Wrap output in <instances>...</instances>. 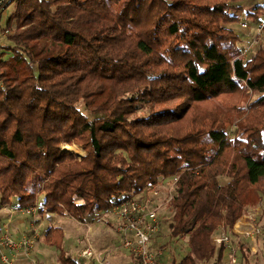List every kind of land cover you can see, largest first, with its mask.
<instances>
[{
  "label": "trees",
  "instance_id": "16d2710c",
  "mask_svg": "<svg viewBox=\"0 0 264 264\" xmlns=\"http://www.w3.org/2000/svg\"><path fill=\"white\" fill-rule=\"evenodd\" d=\"M13 1L5 29L17 69L0 74V207L36 205L28 183L40 173L44 214L96 222L178 177L155 248L187 239L179 264L221 260L214 238L264 208V40L243 57L230 26L242 0ZM247 14L258 19L264 4ZM250 96L249 113L227 131ZM176 100L175 110H156ZM73 145L86 155L64 148ZM64 237L51 226L44 241L62 249ZM250 246L240 247L243 264L264 242Z\"/></svg>",
  "mask_w": 264,
  "mask_h": 264
},
{
  "label": "built area",
  "instance_id": "2783aa9c",
  "mask_svg": "<svg viewBox=\"0 0 264 264\" xmlns=\"http://www.w3.org/2000/svg\"><path fill=\"white\" fill-rule=\"evenodd\" d=\"M11 1L13 0H0V20L4 4ZM241 25L244 29H248L246 28L248 27L247 23L244 22ZM255 27V34L252 35L251 42L242 52L244 58H247L252 46L259 44L264 32V21L258 22ZM177 180L178 177H175L169 183L167 182V185L151 187L143 196L126 198L106 211L107 215L114 216L117 219L116 227L121 239V242L109 251L107 250V253L115 252V250L124 247L133 253L137 264H159L166 248H155L153 241L154 237L161 231L163 212L173 200ZM37 207L40 212L41 207L38 205L19 209L30 211L29 209H37ZM11 209L13 212L18 210L16 208ZM32 216L35 217L36 215ZM245 216L246 218H244ZM241 219L237 220L238 222L232 228L224 229L214 238L217 245H222L225 248L227 255L221 260L214 257L204 262V264H243L238 253L245 240L251 243V251L253 250L254 253L259 251L260 241L263 240L264 242V221L262 222L259 218V212L249 210ZM243 221H247V226L240 225ZM8 229V226H0V260L6 264H12L10 251L20 259L23 255H29L34 243L27 239L28 236L25 235L21 238H15ZM85 240L86 246L81 250L80 257L94 259L99 264H112L108 258L104 257L102 252L94 248L88 235Z\"/></svg>",
  "mask_w": 264,
  "mask_h": 264
},
{
  "label": "rangeland",
  "instance_id": "374dc122",
  "mask_svg": "<svg viewBox=\"0 0 264 264\" xmlns=\"http://www.w3.org/2000/svg\"><path fill=\"white\" fill-rule=\"evenodd\" d=\"M239 4L244 6L243 11L239 12L240 13L239 20L231 23L230 26L236 32H238L240 34L241 40H242L240 42V46L242 47V49L244 51V48H246L249 45V43L251 42L252 35L255 34L256 23L260 21V20L259 21L257 20L256 22H254V18L249 16L247 13H248V11H250V10L252 11L253 9H255V7H257L258 5H263L264 0H242V1L238 2V5ZM15 7H16L15 1H11L3 10H1L0 59L6 60V64H8V65L6 67H3V66L0 67V74L3 71V69H5L7 71L12 69L13 73L17 69V67H13L14 66L13 62H12L14 59L13 58V52L8 50V48H7L9 45H11V42L9 41V39L7 37V31L5 29V28H7V22L11 16V14L13 13ZM260 15H261L260 16V18H261L260 22H263L264 21V14H260ZM244 22L248 24V27H246L248 29H244L245 32L243 31V27L241 25ZM248 30H250V31H248ZM261 40L262 41L264 40V32L261 36L259 43H261ZM258 45L259 44L257 43L255 46H252V48H251L252 50H251V52H249V54L253 53L254 49L256 50ZM247 56H249V55H247ZM17 72H19V71L17 70ZM7 79L13 80L12 78H9V77H7ZM250 99H251V96H250V98H246V99L240 100L238 102V105L240 107H242V111L239 114L236 112L234 114V117H232V120L227 121V123L225 124L226 130L228 129V130H230L229 132H231L232 130L236 129L238 126V123H240L244 119V117L249 113L248 106H249V102H250L249 100ZM177 102L178 101L176 100V101H172L170 103H167L165 105H159L156 107V110L163 109V108L175 110ZM226 102L227 101H225V100H217L216 104L223 105V103H226ZM230 106L231 105H228V106L225 105V107H230ZM149 111L151 112L150 107H149ZM140 113L147 114L148 109H142ZM65 149H68V148H65ZM70 150L73 151L78 157H81V156L84 157V155H86V151H84L83 148L78 147L76 145H73V147L70 148ZM81 150H83V152H84L83 154L82 153L80 154V152H82ZM43 181H44V175L37 173L36 175H34V177L28 183L29 189H31V190L33 189L37 192L39 191L38 201L36 204L39 207H41L40 205L44 200V193L41 192L42 186H43ZM133 197H131V198H133ZM10 206L11 205L4 206L6 208H4L0 211V218H1V216L3 218H5V221L3 223L1 222L2 226H8L9 227L8 230L11 231L13 236H17V234H19V236L25 235V236H28L27 239H30L34 243L29 255L28 256H26V255L21 256L22 257L21 260L29 259V260H27L28 262H32L33 264H38L39 262L36 263L33 259L34 258L33 255H34V252H35V249H36V246L38 243V239H39L38 237L43 236V240H44L45 234L48 231L49 227H51V226L57 227L58 226V227L66 228V229H64V231H65L66 235L68 236V238L66 237L67 238V241H66L65 237H64L62 249L57 248L56 246L48 245L44 241V243L49 246L48 250H47V255H46L48 264H66V262L64 261V255L67 257H71L72 259H74L75 261H77L80 264H99L98 262H96L94 260L83 259V258L78 257L81 250L86 246V243H84L82 240H80V237H79L80 231H82L83 228L82 227L80 228V225L77 224L73 219L72 220H70V218L65 219V218H63V216H60L59 214L58 215L44 214L42 212V209L39 212L38 207H37L38 210L37 209H29L30 211H28L26 209L16 208L18 210L13 212L11 208H15V207H12V206L10 207ZM262 206H263V204L258 205L257 207H254V208H250L249 210L250 211H256V213L259 212V218L263 222L264 221V214H263L264 208ZM165 211H167V209ZM32 215H36V216L33 217ZM110 217L111 216L106 215L105 213H99L98 214V221H97L98 223L95 225L98 227L101 226L102 228H104V226H103L104 222H107V220ZM244 218H246V216ZM111 219L113 220L112 217H111ZM242 219H240V220H242ZM14 221H16V222H15V225L13 226L12 223H14ZM112 222H114V221H112ZM1 223H0V225H1ZM239 223H240V221H239ZM240 225L243 227L247 226V221H243ZM87 229H88V227H87ZM88 230H87V233H88ZM65 241H66V243H65ZM167 242H169V239H167ZM186 244H188L187 239H186V241L185 240H183V241L182 240L171 241L170 247L167 246L166 251L164 252V254H165L164 258L167 260L166 264H174L173 263L174 259L176 260V264H179L181 259L183 258V256L186 253ZM63 252H65L64 255H62ZM187 252H188V245H187ZM10 253L12 255L11 256L12 264H19L18 263L19 262L18 257H15V254L13 252L10 251ZM106 256L112 260L118 259L115 256L114 257L109 256V255H106ZM126 257H128V256L126 255ZM251 259L253 260L252 264H264V247L262 248L259 255L253 256V258H251ZM0 264H6V263H4L0 260Z\"/></svg>",
  "mask_w": 264,
  "mask_h": 264
},
{
  "label": "crops",
  "instance_id": "0c3cea01",
  "mask_svg": "<svg viewBox=\"0 0 264 264\" xmlns=\"http://www.w3.org/2000/svg\"><path fill=\"white\" fill-rule=\"evenodd\" d=\"M257 20L261 21V18L259 17L258 19H254V22H256ZM257 23H256V25H257ZM243 31L245 32L244 28H243ZM7 206H9V205H7ZM4 208H6V207H0V211L2 209H4ZM102 213L106 214V212H102ZM165 214L166 213H165V210H164L163 215H165ZM54 215H56V214H54ZM111 217L108 220L106 219L107 222H104V224H103L104 228H102L101 226L98 227V226L95 225V224L98 223L97 222L98 220L96 222H92V221L81 222V221L77 220L74 217L63 216V218H65V219H69V218H70V220L73 219L77 224L80 225V228L81 227L83 228V230L80 231V235H79L80 240H82L84 243H86L85 238L88 235L90 237V241H91L92 245L94 246V248L97 251L102 252L104 257L108 258L106 255H109V256H112V257H114V256L117 257L118 258L117 260H112V259L108 258L111 261L112 264H136L135 256L133 255V253L130 250L128 251L127 248L122 247V248H120L118 250H115V252L112 251V252L107 253V250L109 251L112 247H114L115 245H117V244H119L121 242V239H120V236H119V234L117 232V227H116L117 226V219H115L114 216H113L112 217L113 220H112ZM4 221H5V218H3L1 216L0 223L1 222L3 223ZM16 221H14V223H12L13 226L15 225ZM112 221H114V222H112ZM2 223H1V225H2ZM86 226L88 227L89 230L87 229ZM61 228H63V231H64V229H66L64 227H61ZM87 230H88V233H87ZM64 234H65V240L67 241L68 236L66 235L65 231H64ZM22 236H24V235H22ZM22 236L21 235L19 236V234H17V236H14V237L15 238H21ZM38 238L39 239H38V243H37L34 255H33V257H34L33 259H34V261L36 263L39 262L40 264H48L46 255H47V250H48L49 246L44 243L43 236L38 237ZM66 241H65V243H66ZM126 255L128 257H126ZM78 257L82 258L80 256H78ZM21 259L22 258L19 259V262H18L19 264H33L32 262H28L27 261L29 259H26V260H24V259L21 260ZM83 259H86V258H83ZM90 260H94V259H90ZM202 264H204V262H202Z\"/></svg>",
  "mask_w": 264,
  "mask_h": 264
},
{
  "label": "bare ground",
  "instance_id": "6f19581e",
  "mask_svg": "<svg viewBox=\"0 0 264 264\" xmlns=\"http://www.w3.org/2000/svg\"><path fill=\"white\" fill-rule=\"evenodd\" d=\"M64 147H65V148H68V149L72 148V147H70V146H64ZM81 151H82V152H80V154H81V153L83 154V153H84L83 150H81Z\"/></svg>",
  "mask_w": 264,
  "mask_h": 264
}]
</instances>
